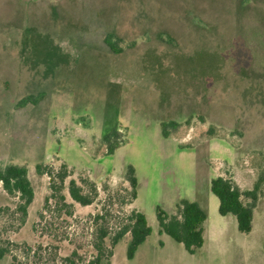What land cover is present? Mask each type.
Instances as JSON below:
<instances>
[{"label":"rangeland","instance_id":"obj_1","mask_svg":"<svg viewBox=\"0 0 264 264\" xmlns=\"http://www.w3.org/2000/svg\"><path fill=\"white\" fill-rule=\"evenodd\" d=\"M135 29L148 31L139 38L149 50L165 53L149 51L119 65L104 36L115 31L134 40ZM158 29L176 43L156 38ZM118 44L137 58L145 45ZM248 44L260 58L264 0H0V165H25L34 191L22 221L18 197L0 183V264H86L101 228L113 264H264V180L255 198L241 195L253 211L249 232L237 229L233 214L218 213L209 189L214 175L252 189L264 174V151L240 152V140L227 130L209 134L196 117L181 121L194 110L176 96L189 77L195 87L202 76L216 78L225 54L247 53ZM226 71L230 92L236 73ZM257 82L259 92L250 88L246 100L254 119L258 97L264 116V80ZM171 118L181 122L166 127ZM114 129L117 149L108 153L102 136ZM71 179L92 196L89 204L71 199ZM182 199L206 213L203 244L193 253L158 232L156 207L171 214ZM132 209L144 213L151 232L127 258L129 233L113 247L109 239Z\"/></svg>","mask_w":264,"mask_h":264},{"label":"trees","instance_id":"obj_2","mask_svg":"<svg viewBox=\"0 0 264 264\" xmlns=\"http://www.w3.org/2000/svg\"><path fill=\"white\" fill-rule=\"evenodd\" d=\"M146 2H148V0H146ZM252 3L253 2L249 3V6H251ZM190 8L192 12L195 13V10L192 9V7ZM204 11L205 16L197 13L195 14L201 18L210 19L206 10ZM142 31L148 32L146 30L135 29V32L131 35L134 36V40L121 37L116 34L115 31H108L104 36L103 42L111 54L122 52L124 45H119V41H124L125 46L127 47L129 45L134 46L136 44L138 46L139 44H145L143 51H141V53L145 55L151 50H149V43L146 41L144 42L139 38ZM162 32L163 31L158 29L154 34L155 37L162 38L164 43H176L169 37H165L164 39L162 36H159ZM149 35L152 34L149 32ZM137 40L139 42H137ZM250 45L251 44H248L249 47H244V50L247 53H233L230 54V57L228 54L224 53L225 57H223L222 61L217 64L218 76L216 78L202 76L197 79V81L200 82L198 87L194 86L193 78L189 77L185 79L182 86L176 87L178 89L183 88L181 90L183 92L176 96L185 106L186 104H191V107L194 110V112H188L183 120L189 121L191 118L196 117L197 119L206 122L208 124L207 132L209 134L213 133L215 127L223 128L232 135L236 134L239 136L240 143L237 147L240 149V152L244 153L251 151L253 153H263L264 116L261 114L262 102L258 97L259 94L257 95V100L254 99L255 101L253 102V107L257 113L255 119L253 118L254 116H250L251 114L246 103L250 98V88L254 89L255 92L253 93H258L257 81L264 80V61L261 60L264 58V49H259L260 58L256 60L255 57H252L253 49L250 48ZM164 53L165 52H159V54H153L160 56ZM161 62L163 61H159V63ZM166 65L167 67L169 66L168 64ZM256 65L257 69H261L262 71L258 70V74L255 72L251 73L250 66L253 68V66ZM149 66L153 67V64ZM227 68L231 69V71L234 70L236 73V78L232 81L234 83L232 89L233 96L231 98L228 95L229 92H225L230 84L228 72L226 71ZM170 75L171 77H169V80L173 79L171 82L175 83L177 81V75L172 73H170ZM199 105L202 106V108H200ZM248 106L250 107V102ZM231 109L232 114H230ZM175 113L176 110H174V115ZM257 118L258 120H256ZM178 120L175 118L169 119L166 127L178 125L180 123ZM256 129L257 132H254ZM118 134L119 132L114 129L108 134L102 136L103 141L107 145L108 153H111L115 148ZM258 134L260 135V138H258ZM164 135H167L165 126ZM35 168L38 173H41L43 170L41 164L35 165ZM57 176L59 181L62 182L65 177V170L58 172ZM127 179L131 187V192L135 197L137 179L134 176L133 168L131 166L127 169ZM263 180L264 174L257 179L252 189L241 191L229 178H225L221 175H214L209 178L210 192L215 195L218 200V213L220 215L233 214L236 219L237 229L241 232H249L251 230L253 219L252 207L249 204L243 203L241 195L243 194L246 195V197L255 198L258 183ZM0 183L8 194L16 195L18 197L19 202L17 203L16 208L20 212L21 220L23 221L27 213V207L31 203L34 194L31 181L28 177L27 167L16 162H8L4 165H0ZM67 190L69 196L75 202L85 205L92 201V196L89 193L83 192L82 187L73 179L69 180ZM177 208L178 209L174 213L169 214L159 206L156 207L155 216L158 225V232L167 234L176 242L181 243L187 252L193 253L196 248L203 244V223L206 219V213L194 200L182 199L177 205ZM101 216L102 215H96L97 218ZM150 232L151 227L148 225L144 213L137 209H132L127 216L126 223L119 226L111 235L109 239L110 245L113 247L125 233H129L130 240L126 248V257L132 258L139 244L145 240ZM107 234L108 231L105 228L100 229V233L98 234L99 243L95 244L96 253L86 264H112L111 261H109L112 251L109 250L104 252V246L102 245Z\"/></svg>","mask_w":264,"mask_h":264},{"label":"flooded vegetation","instance_id":"obj_3","mask_svg":"<svg viewBox=\"0 0 264 264\" xmlns=\"http://www.w3.org/2000/svg\"><path fill=\"white\" fill-rule=\"evenodd\" d=\"M114 55H116L117 57H118V61H119V65L121 64V65H123L124 63H122V62H124V60L126 59V61H128V60H139L140 58H143L145 55L143 54V53H140V54H138L139 55V58H137L136 57V54H130V53H116V54H114ZM125 56V57H124ZM126 70V71H125ZM125 70H123V71H120L121 73H123V74H130L131 75V73H132V71L129 69H125ZM212 93V92H211ZM213 95H214V93H213ZM215 95H217V94H215ZM228 95H229V97L231 98L232 96H233V93H232V90H230V92L228 93ZM219 96H221V95H219ZM216 97H218V96H216ZM201 105V104H200ZM199 105V107L200 108H202V106H200ZM178 107H179V105H178ZM195 118V117H194ZM181 121H186V120H182V119H180ZM199 120V119H198ZM181 121H179V122H181ZM204 123H206V122H204ZM119 132V131H118ZM229 133V132H228ZM232 135V134H231ZM236 135V134H235ZM237 136V135H236ZM238 137V139L240 140V138H239V136H237ZM117 148L115 147L113 150H112V152H114L115 150H116Z\"/></svg>","mask_w":264,"mask_h":264},{"label":"crops","instance_id":"obj_4","mask_svg":"<svg viewBox=\"0 0 264 264\" xmlns=\"http://www.w3.org/2000/svg\"><path fill=\"white\" fill-rule=\"evenodd\" d=\"M204 227V226H203ZM204 231V230H203ZM113 264V263H112Z\"/></svg>","mask_w":264,"mask_h":264}]
</instances>
